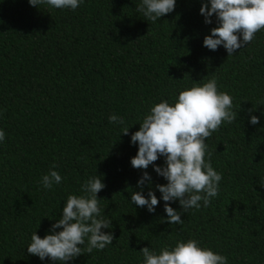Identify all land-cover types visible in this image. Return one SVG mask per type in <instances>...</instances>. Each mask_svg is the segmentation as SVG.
Segmentation results:
<instances>
[{"label": "trees", "instance_id": "trees-1", "mask_svg": "<svg viewBox=\"0 0 264 264\" xmlns=\"http://www.w3.org/2000/svg\"><path fill=\"white\" fill-rule=\"evenodd\" d=\"M206 2L177 0L152 23L135 10L141 0H82L76 10L0 0V264H57L28 254L31 235L53 234L68 196L84 195L96 175L113 244L67 264H144V247L159 254L192 239L228 264H264V30L231 57L223 46L211 51L203 42L218 23H205ZM213 78L238 113L206 141L219 193L171 225L156 188L167 181L154 170L164 157L143 186L160 200L155 212L131 203L145 171L131 165L139 147L131 135L152 106ZM113 114L125 124L109 123ZM52 170L62 182L46 190L40 181Z\"/></svg>", "mask_w": 264, "mask_h": 264}, {"label": "clouds", "instance_id": "clouds-1", "mask_svg": "<svg viewBox=\"0 0 264 264\" xmlns=\"http://www.w3.org/2000/svg\"><path fill=\"white\" fill-rule=\"evenodd\" d=\"M29 3L33 7L47 5L55 9L76 10L82 0H29ZM176 4L177 0H141L135 10L146 21L155 23L172 13ZM200 14L205 17L206 24L213 23L212 17L218 23L204 38V47L216 51L223 46L228 57L249 45L255 34L264 30V0H208L202 4ZM232 109V97L218 91L214 78L202 86L181 91L173 105L162 101L152 106L149 114L144 116L140 130L131 135V143L139 145L131 165L145 170L138 181L141 191L131 194V203L155 212L160 200L155 191L148 192L150 199L145 198L143 186L145 181L151 180L146 170L164 157L166 166H155L154 170L167 181L166 185H156L165 202L166 222L182 224V213L190 209L200 210L201 202L203 207H209L211 199L218 196L222 175L212 167L210 154L209 162L205 161L206 141L224 122L231 124L237 120L238 113ZM108 120L109 123L125 124L124 119L115 114ZM259 122L258 117H251L252 125ZM129 130L127 126L123 127V135L127 136ZM5 138V132L0 130V142ZM40 182L44 189L50 190L62 182V177L52 170L43 175ZM105 187L102 178L96 175L83 184L81 191L84 195H69L62 218L50 229L53 234L41 238L33 232L27 247L28 254L41 260L50 258L57 264H67L85 252L102 251L113 244V234L102 231L112 226V221L101 214L99 206L98 193ZM175 201H179L182 212L170 206V202ZM140 253L144 264H228L227 257L201 247L194 239L179 241L171 250L165 247L159 254L148 247Z\"/></svg>", "mask_w": 264, "mask_h": 264}]
</instances>
